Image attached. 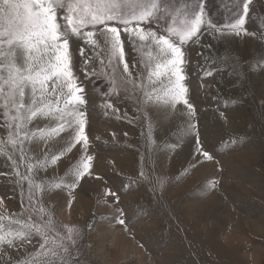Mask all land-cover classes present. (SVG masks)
<instances>
[{"label":"rangeland","instance_id":"rangeland-1","mask_svg":"<svg viewBox=\"0 0 264 264\" xmlns=\"http://www.w3.org/2000/svg\"><path fill=\"white\" fill-rule=\"evenodd\" d=\"M193 2L172 0L173 7ZM204 2L206 18L223 34L205 27L199 44L185 45L193 117L183 105L174 112L150 111L149 127L124 90H114L110 68L90 61L89 71L95 67L96 74L85 77L79 48L86 57L95 53L82 41L71 44L73 70L88 101L93 175L71 194L46 191L43 203L58 228L79 231L72 248L78 264H264V53L248 43L234 44L238 37L227 32L247 0ZM170 24V17L161 15L153 26ZM245 27L264 44V0H252ZM125 51L134 75L143 71L140 55L128 44ZM105 101L119 111L102 107ZM197 132L210 161L197 152ZM0 137L6 138L3 128ZM67 139L65 132L47 141L49 158ZM79 149L76 145L41 176L67 177L80 159ZM28 155H39V148L33 145ZM11 172L10 161L0 156V173ZM11 179L0 175V212L10 215L27 203V185L22 193ZM109 189L118 201L105 195ZM34 245L35 240L10 250L12 257L27 256Z\"/></svg>","mask_w":264,"mask_h":264},{"label":"snow or ice","instance_id":"snow-or-ice-1","mask_svg":"<svg viewBox=\"0 0 264 264\" xmlns=\"http://www.w3.org/2000/svg\"><path fill=\"white\" fill-rule=\"evenodd\" d=\"M251 4L252 0L243 4V14L227 26L228 33L255 35L245 27ZM161 15L171 19L162 29L153 26ZM205 27L223 34L206 18L204 0L178 7H173L172 0H0V128L6 133V138L0 137V156L12 168L11 173L0 175L12 177L22 193L27 185V203L20 212H0V264H78L72 248L79 231L68 225L58 228L53 212L43 203L46 191L67 189L71 194L86 176L93 175L86 133L88 101L73 70L71 44L82 41L95 53L86 57L83 47L79 48L85 77L96 74L95 67L89 71L90 61H99L101 69L110 68L114 90L123 89L151 127L150 111L174 112L183 105L188 116H195L186 85L185 45L199 44ZM126 44L140 55L143 71L135 75L126 59ZM206 75L211 76V70ZM102 107L119 111L110 101ZM65 132L66 146L49 158L47 141ZM196 143L197 152L212 160L202 150L198 132ZM33 145L39 155L29 156ZM76 145L81 156L67 177L41 176ZM105 195L119 199L110 189ZM24 213L27 218L20 219ZM118 223L125 225V220L120 218ZM33 240V252L20 259L12 257L10 250L19 251Z\"/></svg>","mask_w":264,"mask_h":264},{"label":"bare ground","instance_id":"bare-ground-1","mask_svg":"<svg viewBox=\"0 0 264 264\" xmlns=\"http://www.w3.org/2000/svg\"><path fill=\"white\" fill-rule=\"evenodd\" d=\"M242 42L243 44L244 43H248L249 44V46L251 47V48H254V49H256V50H258V51H260L261 53H264V50H263V47H264V44H263V42L260 40V38H258V37H255V36H242V37H238V38H235L234 39V44H236V43H238L239 44V42ZM228 122H230L229 120H227ZM226 121V122H227ZM225 122V123H226ZM78 147H80V145H78ZM90 188V187H89ZM78 206V205H77ZM76 209H79V208H76ZM249 221V220H248ZM250 225V224H249ZM254 226V225H253ZM252 226V227H253ZM247 227V226H246ZM249 227V226H248ZM251 228V227H250Z\"/></svg>","mask_w":264,"mask_h":264}]
</instances>
